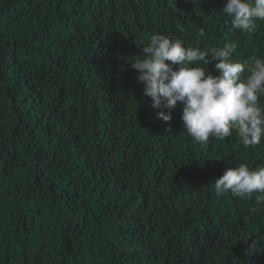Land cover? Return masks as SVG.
Returning <instances> with one entry per match:
<instances>
[{"label": "trees", "instance_id": "trees-1", "mask_svg": "<svg viewBox=\"0 0 264 264\" xmlns=\"http://www.w3.org/2000/svg\"><path fill=\"white\" fill-rule=\"evenodd\" d=\"M225 2L0 0V264H264L260 193L212 187L225 160L264 167V138L194 142L130 64L153 34L264 59V21L234 30Z\"/></svg>", "mask_w": 264, "mask_h": 264}, {"label": "clouds", "instance_id": "clouds-1", "mask_svg": "<svg viewBox=\"0 0 264 264\" xmlns=\"http://www.w3.org/2000/svg\"><path fill=\"white\" fill-rule=\"evenodd\" d=\"M234 30L252 32L256 20L264 21V0H226L219 12ZM199 37L206 35L200 28ZM184 42L163 34H153L143 46V58L135 59L131 67L137 71V81L143 84V98H150L158 109L156 116L171 120V110L183 103L181 121L193 141L207 144L210 138L224 140L235 130L245 147H255L264 138V107L258 103L264 96V59L248 62L233 61L235 43L222 48H186ZM199 62H214L213 74ZM176 66H179L178 68ZM247 76H242L245 71ZM167 109L168 111H164ZM212 182L217 196L230 192L233 197L252 198L264 204V167L252 169L247 164L230 166ZM247 242V239H244ZM256 244L252 242L250 249Z\"/></svg>", "mask_w": 264, "mask_h": 264}]
</instances>
